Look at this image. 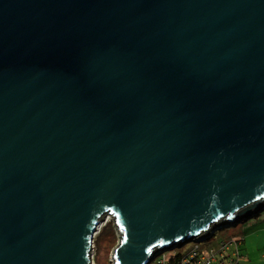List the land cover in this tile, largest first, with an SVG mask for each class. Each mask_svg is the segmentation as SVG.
Masks as SVG:
<instances>
[{
	"label": "water",
	"instance_id": "water-1",
	"mask_svg": "<svg viewBox=\"0 0 264 264\" xmlns=\"http://www.w3.org/2000/svg\"><path fill=\"white\" fill-rule=\"evenodd\" d=\"M262 210L264 0H0V264H91L105 214L148 264Z\"/></svg>",
	"mask_w": 264,
	"mask_h": 264
},
{
	"label": "rangeland",
	"instance_id": "rangeland-1",
	"mask_svg": "<svg viewBox=\"0 0 264 264\" xmlns=\"http://www.w3.org/2000/svg\"><path fill=\"white\" fill-rule=\"evenodd\" d=\"M262 217H264V210L253 215V217L249 219L242 220L238 224L216 230L211 238L201 242L200 244L217 245L222 240L238 237L242 233H246L247 229H250V227L256 224L258 219ZM101 222H103L102 226L93 238L92 262L93 264H112V262L110 261V255L118 241V234L111 219ZM111 228L114 231L113 234ZM208 236H210V234ZM195 245L196 242L190 241L182 246H175L173 248L165 250V252H160L159 254L163 253L166 256H172L175 253H183L184 251Z\"/></svg>",
	"mask_w": 264,
	"mask_h": 264
},
{
	"label": "built area",
	"instance_id": "built-area-1",
	"mask_svg": "<svg viewBox=\"0 0 264 264\" xmlns=\"http://www.w3.org/2000/svg\"><path fill=\"white\" fill-rule=\"evenodd\" d=\"M214 228H210L207 232H202L194 237L196 245L185 252L176 264H242V253L240 249L239 238H230L222 240L217 245H209L200 243L208 235L214 233ZM99 230H96L94 236ZM93 245V242H92ZM173 248V247H172ZM161 249L156 253L148 264H171V256H166L163 253L159 254ZM90 260L92 262V246L90 250Z\"/></svg>",
	"mask_w": 264,
	"mask_h": 264
},
{
	"label": "crops",
	"instance_id": "crops-1",
	"mask_svg": "<svg viewBox=\"0 0 264 264\" xmlns=\"http://www.w3.org/2000/svg\"><path fill=\"white\" fill-rule=\"evenodd\" d=\"M237 238L241 239L242 264H264V217Z\"/></svg>",
	"mask_w": 264,
	"mask_h": 264
},
{
	"label": "trees",
	"instance_id": "trees-1",
	"mask_svg": "<svg viewBox=\"0 0 264 264\" xmlns=\"http://www.w3.org/2000/svg\"><path fill=\"white\" fill-rule=\"evenodd\" d=\"M263 211V210H262ZM261 211V212H262ZM252 213H254V212H252ZM253 215H255V214H253ZM253 217V216H252ZM251 218V217H250ZM244 220V219H243ZM242 221V220H241ZM240 221V222H241ZM239 223V222H238ZM237 223V224H238ZM234 224V223H233ZM217 228H216V230H218V229H220V228H223V227H229V226H224V224H219L218 226H216ZM111 230H112V228H111ZM216 230L214 231V233L216 232ZM114 233V231L112 230V234ZM213 232H212V234H211V236H209V237H206V238H204V240H202V242L203 241H206V240H208L209 238H211L212 236H213V234H214ZM233 238H237V237H233ZM194 241V240H193ZM241 242V241H240ZM179 243H171L170 245H168V247L170 248V247H175V246H177ZM240 245H241V243H240ZM179 247V246H178ZM190 249V248H189ZM189 249H187L186 251H184L183 253H175V254H173L172 256H171V264H176V262L181 258V256L185 253V252H187ZM240 249H241V247H240ZM165 251V250H164Z\"/></svg>",
	"mask_w": 264,
	"mask_h": 264
},
{
	"label": "bare ground",
	"instance_id": "bare-ground-1",
	"mask_svg": "<svg viewBox=\"0 0 264 264\" xmlns=\"http://www.w3.org/2000/svg\"><path fill=\"white\" fill-rule=\"evenodd\" d=\"M110 217H111L110 215L105 214V216L102 217V220H101V221H107V220L110 219ZM101 221H99V224H98V226H97V230H100V228H101V226H102V223H103V222H101Z\"/></svg>",
	"mask_w": 264,
	"mask_h": 264
}]
</instances>
